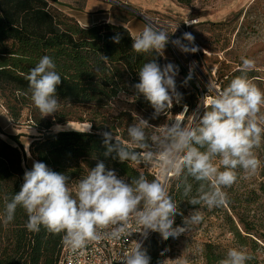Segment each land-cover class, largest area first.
I'll return each mask as SVG.
<instances>
[{
    "label": "clouds",
    "instance_id": "obj_1",
    "mask_svg": "<svg viewBox=\"0 0 264 264\" xmlns=\"http://www.w3.org/2000/svg\"><path fill=\"white\" fill-rule=\"evenodd\" d=\"M169 34L149 24L132 38L133 51L154 54L140 67L139 81L132 85L137 99L143 96L153 109L152 120L166 117L183 99L176 83L178 65H161L157 57L164 56L169 43L182 53L198 51L191 33L171 41ZM112 39L120 43L121 36L117 34ZM254 68V59L241 57L240 75L226 87L212 89L211 96L202 97L190 123L173 119L155 125L139 115L127 128V143L116 139L111 131L99 133L105 157L158 169L157 177L150 180L144 174L119 176L98 160L87 175L70 187L69 176L34 161L23 174L20 190L6 200L4 221L11 222L17 208H22L27 215V230L39 232L43 227L51 234H62V243L73 253L103 239L127 240L133 233L147 237L149 232H157L165 240L184 234L202 221V208L210 210L228 203L225 189L237 181L241 172L255 175L261 166L256 149L264 142V90L248 77ZM190 78L185 79V85ZM26 79L31 101L42 118L54 117L59 109L57 86L62 82L54 60L47 55L41 57ZM182 112L189 113L187 105ZM172 179L193 206L187 216L180 202L169 194ZM177 215L182 217V224L174 227ZM252 259L243 246L230 247L219 264H248ZM150 261L146 249L136 242L122 254L120 264Z\"/></svg>",
    "mask_w": 264,
    "mask_h": 264
},
{
    "label": "trees",
    "instance_id": "obj_2",
    "mask_svg": "<svg viewBox=\"0 0 264 264\" xmlns=\"http://www.w3.org/2000/svg\"><path fill=\"white\" fill-rule=\"evenodd\" d=\"M58 1L0 0V106L14 122L25 119L38 130L29 147L31 156L46 163L53 171L69 176L70 180L84 174L86 168L94 167L98 160L115 169L120 176L144 174L150 180L155 178L144 166V171H140L135 164L105 157L99 135L101 131H111L116 139L127 143V128L138 116L150 119L153 109L143 96L137 99L132 85L139 81L140 67L154 54L133 51L134 36L128 27L112 22L84 26L60 9ZM177 1L189 4L192 0ZM117 34L121 36L120 43L113 42L112 38ZM45 55L54 60L62 82L57 86V113L54 117L42 118L31 101L26 76ZM157 60L164 65L163 57H157ZM251 74L253 71L248 72L250 79L254 78ZM238 75L239 69L223 74L221 88ZM188 82L191 91L178 89L183 95L181 104H174L166 117L178 115L184 105L188 106L186 115L198 107V99L193 96L196 94L198 98V87L192 81ZM116 104L121 108H116ZM166 117L150 119V123L159 125ZM72 121L89 123L90 129H55L56 125H67ZM20 137L11 135V142L0 132V264H59L65 248L62 234H51L43 227L39 232L27 230V215L19 207L11 222L4 221L5 202L23 183L25 167ZM192 183L196 184L195 181ZM176 184L175 179L170 181L169 194L180 202L179 207L187 216L193 206ZM219 208H224L225 224L233 240L224 243L210 237L202 248L206 264H219L228 248L241 246L253 256L248 264H264L259 254L264 251V233L256 217H245L235 211L229 193L228 203ZM214 211L215 208L210 209L207 215ZM181 224L182 217L177 215L174 227ZM171 239L165 240L153 232L143 246L151 257L150 264L166 259L167 250L172 246Z\"/></svg>",
    "mask_w": 264,
    "mask_h": 264
},
{
    "label": "rangeland",
    "instance_id": "obj_3",
    "mask_svg": "<svg viewBox=\"0 0 264 264\" xmlns=\"http://www.w3.org/2000/svg\"><path fill=\"white\" fill-rule=\"evenodd\" d=\"M116 1L150 18L160 17L167 20L170 24L165 25L163 29L170 33V41L181 37L183 30L195 37L201 56L195 53L193 57L202 72L195 68L191 74L186 57L188 55L180 52L171 43L166 46L163 62L178 65L177 89L186 90L189 93L191 86L189 82L185 85L184 81L189 75L191 76L188 81H192L198 87V98L196 94L193 95L198 102L204 96H211L212 89L222 86L223 74L239 69L241 57L254 59L255 68L251 70L254 78L251 80L257 87L264 90V0H192L189 4H182L177 0ZM107 2L111 4L108 6L110 11H102L100 16L110 18L112 23L121 24L125 20L140 19L144 27L150 24L139 14L115 2L108 0ZM191 22L194 23L187 26ZM115 107L121 108L117 104ZM196 109L186 115L184 120L186 123L193 121L192 113ZM6 113L0 106V132L6 140L11 142H13L10 139L11 135H21L23 165L25 170H30L33 162L37 160L31 156L29 147L33 136L38 135V130L29 125L25 119L14 122L9 117L10 121ZM176 117L177 115H168L161 120V124ZM60 126H62L61 129H90L89 123L77 121ZM256 154L261 160L257 173L248 176L241 172L237 181L226 190L236 206L235 211L245 217L255 216L264 233V142L256 149ZM135 166L140 171H144L143 165ZM144 167L149 173L155 170V168ZM87 171L88 168L84 174L73 177L69 186L74 187L80 178L87 175ZM208 211L202 208V221L190 226L184 234L171 239L172 246L167 250L166 264H206L202 248L210 237L224 243L233 240V235L225 224L224 208H215L214 212L207 215ZM259 254L264 259V251H260Z\"/></svg>",
    "mask_w": 264,
    "mask_h": 264
},
{
    "label": "built area",
    "instance_id": "obj_4",
    "mask_svg": "<svg viewBox=\"0 0 264 264\" xmlns=\"http://www.w3.org/2000/svg\"><path fill=\"white\" fill-rule=\"evenodd\" d=\"M144 16L146 17L144 18L146 21H148L151 25L159 29H163L165 25L170 24L167 20H164L160 17L150 18L149 16L146 15ZM193 23L194 22L188 23L187 26H190ZM184 33H188V32L183 30V34ZM194 46L198 48V51L196 53L199 56H201L200 47H198L195 41H194ZM186 54L188 55L186 57L188 58L189 61L191 74L193 69L195 68L198 69L199 71L200 68L193 57L195 53H186ZM200 72L202 71L200 70ZM216 89H221V87L218 86L216 87ZM197 109L195 110V112L197 111ZM200 112H202V109H200ZM178 117L179 114L177 115L176 119H178ZM185 118H186V113L183 114L181 120H185ZM151 174L154 177H157L158 169L151 171ZM133 231H135V227L133 228ZM152 234L153 232H149L148 236L144 237L140 233H133L132 236L129 237L127 240L121 239L119 241L103 239L99 242L90 243L85 249L77 253L71 252L70 249L65 246L59 264H120L121 256L123 253L129 251L132 247H134L136 242L141 243L143 247L146 241L152 236Z\"/></svg>",
    "mask_w": 264,
    "mask_h": 264
},
{
    "label": "crops",
    "instance_id": "obj_5",
    "mask_svg": "<svg viewBox=\"0 0 264 264\" xmlns=\"http://www.w3.org/2000/svg\"><path fill=\"white\" fill-rule=\"evenodd\" d=\"M57 5L60 9L75 17L84 26L111 22L110 18L100 16L102 11H110L108 6H111V4L107 0H59ZM139 20H125L121 24L128 27L135 37L144 29V25ZM5 115L7 116V113ZM7 118L10 120L9 116Z\"/></svg>",
    "mask_w": 264,
    "mask_h": 264
},
{
    "label": "water",
    "instance_id": "obj_6",
    "mask_svg": "<svg viewBox=\"0 0 264 264\" xmlns=\"http://www.w3.org/2000/svg\"><path fill=\"white\" fill-rule=\"evenodd\" d=\"M110 1L115 2V3H117V4L121 5V6H123V7L127 8V9L133 11L134 13L139 14L142 18H146V17L143 15V13H141V12H139V11H137V10L131 8L130 6H128V5L124 4V3L118 2V1H116V0H110Z\"/></svg>",
    "mask_w": 264,
    "mask_h": 264
},
{
    "label": "bare ground",
    "instance_id": "obj_7",
    "mask_svg": "<svg viewBox=\"0 0 264 264\" xmlns=\"http://www.w3.org/2000/svg\"><path fill=\"white\" fill-rule=\"evenodd\" d=\"M222 11V10H221ZM225 14V13H224ZM218 16V15H217ZM222 17V16H221ZM183 110H181L180 111V113H179V117H178V119H181L182 118V116H183V114H184V112H182Z\"/></svg>",
    "mask_w": 264,
    "mask_h": 264
}]
</instances>
